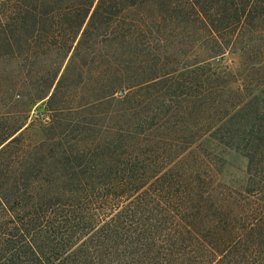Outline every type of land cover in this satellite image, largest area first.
Segmentation results:
<instances>
[{
  "label": "trees",
  "instance_id": "1",
  "mask_svg": "<svg viewBox=\"0 0 264 264\" xmlns=\"http://www.w3.org/2000/svg\"><path fill=\"white\" fill-rule=\"evenodd\" d=\"M0 264H264V0H0Z\"/></svg>",
  "mask_w": 264,
  "mask_h": 264
},
{
  "label": "rangeland",
  "instance_id": "2",
  "mask_svg": "<svg viewBox=\"0 0 264 264\" xmlns=\"http://www.w3.org/2000/svg\"><path fill=\"white\" fill-rule=\"evenodd\" d=\"M225 59L224 65L229 67L231 71L237 72L239 67L238 58L236 56L227 55ZM226 160L228 162L227 168L229 172L237 179H242L244 177L246 161L232 152L226 155Z\"/></svg>",
  "mask_w": 264,
  "mask_h": 264
}]
</instances>
